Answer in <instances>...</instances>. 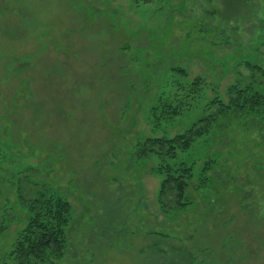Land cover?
Returning <instances> with one entry per match:
<instances>
[{
    "label": "rangeland",
    "instance_id": "1",
    "mask_svg": "<svg viewBox=\"0 0 264 264\" xmlns=\"http://www.w3.org/2000/svg\"><path fill=\"white\" fill-rule=\"evenodd\" d=\"M254 66L264 0H0V264H18L20 195L41 191L72 205L61 264H152L182 246L193 264H264V114L219 113L231 87L264 94ZM165 102L182 113L161 116ZM202 118L168 161L192 167L189 205L165 213L160 160L139 143Z\"/></svg>",
    "mask_w": 264,
    "mask_h": 264
},
{
    "label": "trees",
    "instance_id": "2",
    "mask_svg": "<svg viewBox=\"0 0 264 264\" xmlns=\"http://www.w3.org/2000/svg\"><path fill=\"white\" fill-rule=\"evenodd\" d=\"M253 69L264 77V68L254 66ZM177 72L188 75L183 68ZM202 84L199 77L191 86L196 89ZM230 101L221 103L219 113L227 108L247 109L252 114H264V94L254 88V85H236L230 89ZM182 104V103H181ZM184 106V105H183ZM182 105L163 103L157 107L160 115L172 119L182 113ZM206 119H200L185 132L174 137H148L139 143L138 156L155 155L159 158L158 174L163 176L158 190V204L165 213L184 211L189 203L186 193L193 177L192 167L185 163L171 164L179 151L188 150L196 138L208 130ZM23 204L29 208L30 217L27 225L20 231L12 253L18 264H61V259L67 245L66 229L72 218L71 203L60 195H47L41 191L40 195L26 199L20 195ZM156 248V247H154ZM204 253V252H201ZM197 253L182 246L172 248L170 253L159 252L155 263L152 264H193Z\"/></svg>",
    "mask_w": 264,
    "mask_h": 264
}]
</instances>
